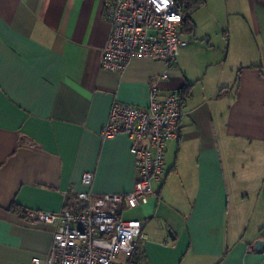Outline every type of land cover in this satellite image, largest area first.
Returning a JSON list of instances; mask_svg holds the SVG:
<instances>
[{
	"label": "crops",
	"instance_id": "obj_1",
	"mask_svg": "<svg viewBox=\"0 0 264 264\" xmlns=\"http://www.w3.org/2000/svg\"><path fill=\"white\" fill-rule=\"evenodd\" d=\"M104 1L0 0V264L46 259L53 229L28 211L133 190L132 140L101 132L115 102L147 107L154 79L164 94L189 91L157 195L122 213L143 223L140 260L264 264V0H205L168 80L148 58L123 73L101 68Z\"/></svg>",
	"mask_w": 264,
	"mask_h": 264
},
{
	"label": "built area",
	"instance_id": "obj_2",
	"mask_svg": "<svg viewBox=\"0 0 264 264\" xmlns=\"http://www.w3.org/2000/svg\"><path fill=\"white\" fill-rule=\"evenodd\" d=\"M104 17L112 29L101 57L103 70L123 73L133 60L148 58L163 63L167 72L160 79H169L177 56L188 46L182 38L186 14L177 0H105ZM182 108L181 93H162L156 79L147 107L113 104L101 136L111 139L124 133L132 140L133 190L114 195L81 192L74 210L28 211L30 223L53 229L46 259L34 258V264H144L139 257L143 223L123 220L122 213L157 195L152 184L164 173L167 143L180 135ZM93 181L92 173L84 174V185Z\"/></svg>",
	"mask_w": 264,
	"mask_h": 264
},
{
	"label": "trees",
	"instance_id": "obj_3",
	"mask_svg": "<svg viewBox=\"0 0 264 264\" xmlns=\"http://www.w3.org/2000/svg\"><path fill=\"white\" fill-rule=\"evenodd\" d=\"M177 2L183 6L185 14H186V23L184 24V31L188 33H194L195 27L192 23L191 15L198 10L204 3L205 0H177ZM189 88L187 87L183 91H181L182 98H184L188 95ZM65 209L67 210H74L69 204L66 205ZM18 207L16 205H12L10 207V211L14 213H18Z\"/></svg>",
	"mask_w": 264,
	"mask_h": 264
},
{
	"label": "rangeland",
	"instance_id": "obj_4",
	"mask_svg": "<svg viewBox=\"0 0 264 264\" xmlns=\"http://www.w3.org/2000/svg\"><path fill=\"white\" fill-rule=\"evenodd\" d=\"M200 15L203 16V15H204V12H200ZM216 32H217V35H215ZM211 34H212L213 39L215 38L216 40H218L219 38H222V37H223L224 32L221 31L219 28L216 27L213 31H211ZM188 37H189V36H188ZM191 38H192V37H191ZM219 40H220V39H219ZM223 41H224V43H225L226 49H227V47H228V50H229V45H230L229 40L224 39ZM227 55H228V54H227V51H226L225 54H224V57L227 56Z\"/></svg>",
	"mask_w": 264,
	"mask_h": 264
},
{
	"label": "water",
	"instance_id": "obj_5",
	"mask_svg": "<svg viewBox=\"0 0 264 264\" xmlns=\"http://www.w3.org/2000/svg\"><path fill=\"white\" fill-rule=\"evenodd\" d=\"M261 246H262L261 242H258V243H257V247L259 248V247H261Z\"/></svg>",
	"mask_w": 264,
	"mask_h": 264
}]
</instances>
